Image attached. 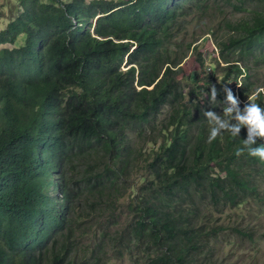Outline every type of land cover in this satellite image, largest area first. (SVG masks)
Here are the masks:
<instances>
[{
	"label": "trees",
	"instance_id": "1",
	"mask_svg": "<svg viewBox=\"0 0 264 264\" xmlns=\"http://www.w3.org/2000/svg\"><path fill=\"white\" fill-rule=\"evenodd\" d=\"M11 5L0 31V264H218L209 254L228 231L223 216L264 202V162L236 155L246 128L209 143L203 110L222 116L231 85L241 113L247 100L264 108V0ZM190 53L198 69L184 85Z\"/></svg>",
	"mask_w": 264,
	"mask_h": 264
},
{
	"label": "rangeland",
	"instance_id": "2",
	"mask_svg": "<svg viewBox=\"0 0 264 264\" xmlns=\"http://www.w3.org/2000/svg\"><path fill=\"white\" fill-rule=\"evenodd\" d=\"M13 0H0V31L8 24L9 19L14 15L12 4ZM235 19H239L242 13H237ZM199 25L193 23V29L199 30ZM25 36L20 34L14 45H6V48L19 47L23 44ZM214 46V45H213ZM212 46V42L206 43L203 53L207 59V63H214L219 55V50ZM193 54L184 60L178 73V78L182 84H189V76L197 70L192 61ZM198 74L200 72L198 71ZM259 81L264 85V66L259 73ZM231 91L238 92L239 86L231 85ZM264 92V88L260 89ZM264 195V189H260ZM257 199V198H256ZM223 224L228 231L212 245V252L209 256H213L218 264H264V202L258 200H249L243 203L240 208L227 211L223 216ZM240 227L243 231L252 234V237L241 236L233 229ZM86 229H80L83 236ZM84 237V236H83ZM137 259H140L137 257ZM112 264H134L129 258L121 261H113Z\"/></svg>",
	"mask_w": 264,
	"mask_h": 264
},
{
	"label": "clouds",
	"instance_id": "3",
	"mask_svg": "<svg viewBox=\"0 0 264 264\" xmlns=\"http://www.w3.org/2000/svg\"><path fill=\"white\" fill-rule=\"evenodd\" d=\"M223 92L225 99L222 116H218L213 111L203 110L204 116L211 125L208 142L211 143L222 132H228L233 137H237L241 128H246L247 138L243 140V146L236 150V155H242L246 151L249 156L264 162V144L257 145L256 143L257 138L264 140V108L254 101L247 100L243 113H241L237 106L238 99L234 97L232 91L224 88ZM210 95L212 101L215 102L217 96L215 87H212Z\"/></svg>",
	"mask_w": 264,
	"mask_h": 264
}]
</instances>
